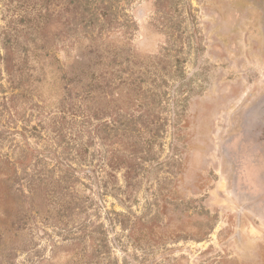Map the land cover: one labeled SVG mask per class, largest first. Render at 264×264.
<instances>
[{"label": "rangeland", "instance_id": "1", "mask_svg": "<svg viewBox=\"0 0 264 264\" xmlns=\"http://www.w3.org/2000/svg\"><path fill=\"white\" fill-rule=\"evenodd\" d=\"M263 94L264 0H0V264H264Z\"/></svg>", "mask_w": 264, "mask_h": 264}, {"label": "flooded vegetation", "instance_id": "2", "mask_svg": "<svg viewBox=\"0 0 264 264\" xmlns=\"http://www.w3.org/2000/svg\"><path fill=\"white\" fill-rule=\"evenodd\" d=\"M234 145L241 210L249 207L264 217V94L246 110Z\"/></svg>", "mask_w": 264, "mask_h": 264}]
</instances>
